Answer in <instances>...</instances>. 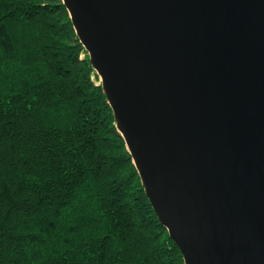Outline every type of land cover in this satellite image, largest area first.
I'll return each instance as SVG.
<instances>
[{
	"label": "water",
	"instance_id": "water-1",
	"mask_svg": "<svg viewBox=\"0 0 264 264\" xmlns=\"http://www.w3.org/2000/svg\"><path fill=\"white\" fill-rule=\"evenodd\" d=\"M185 264H264V0H62Z\"/></svg>",
	"mask_w": 264,
	"mask_h": 264
},
{
	"label": "trees",
	"instance_id": "trees-1",
	"mask_svg": "<svg viewBox=\"0 0 264 264\" xmlns=\"http://www.w3.org/2000/svg\"><path fill=\"white\" fill-rule=\"evenodd\" d=\"M0 264H185L62 0H0Z\"/></svg>",
	"mask_w": 264,
	"mask_h": 264
},
{
	"label": "rangeland",
	"instance_id": "rangeland-1",
	"mask_svg": "<svg viewBox=\"0 0 264 264\" xmlns=\"http://www.w3.org/2000/svg\"><path fill=\"white\" fill-rule=\"evenodd\" d=\"M99 82L101 83L100 78H99Z\"/></svg>",
	"mask_w": 264,
	"mask_h": 264
}]
</instances>
